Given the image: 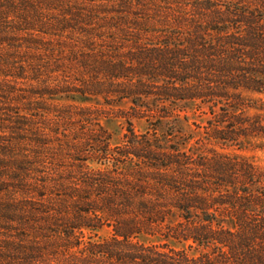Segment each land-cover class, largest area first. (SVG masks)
Masks as SVG:
<instances>
[{
  "label": "trees",
  "instance_id": "trees-1",
  "mask_svg": "<svg viewBox=\"0 0 264 264\" xmlns=\"http://www.w3.org/2000/svg\"><path fill=\"white\" fill-rule=\"evenodd\" d=\"M84 2L53 23L25 0H0V23L16 17L29 48L49 57L52 46L36 38L61 39L69 53H57L53 73L79 70L37 96L129 104L114 147L87 114L78 122L91 129L73 143L50 127L60 120L33 116L29 105L10 123L0 264H264V170L157 135L165 126L188 144L202 130L206 142L236 151L264 142V0ZM6 37L0 25V44L13 41ZM189 111L205 124L176 125L188 124ZM134 119L152 128L137 134ZM103 229L110 237H99Z\"/></svg>",
  "mask_w": 264,
  "mask_h": 264
},
{
  "label": "rangeland",
  "instance_id": "rangeland-1",
  "mask_svg": "<svg viewBox=\"0 0 264 264\" xmlns=\"http://www.w3.org/2000/svg\"><path fill=\"white\" fill-rule=\"evenodd\" d=\"M29 6H34L38 8L44 15L46 19L55 23V21L61 19V13L63 10L70 7H75L80 5L84 1L82 0H25ZM97 1V0H96ZM95 0H86L84 3L89 5L96 4ZM247 0H215L217 5H227L229 3H241ZM23 10V8H19ZM18 20L12 15L6 20L2 21L0 25L3 27L4 32L7 33V39H12L13 41L8 44H0V128H3L2 134H0V153L2 154V149L8 147V143L13 142L16 137L12 134L13 131L8 130L12 129L13 126L10 124L18 118L26 116L25 109L29 105L30 110H32L31 115L46 117L48 120L54 118L55 120H60L57 124L53 122L50 124L51 128H57L56 125L60 126V131L66 129V133L69 136V142L73 143L74 135H81L82 129L87 130L91 129L89 125L81 123L79 115H91L99 122V125L108 133L110 137V145L115 146L116 144L121 143L123 136L126 134V124L125 121L120 118V115H123L125 111H128L129 104L127 103H110L103 104L102 101H89L81 102L78 98L66 96H37L39 93L51 92L60 89L64 81H73L77 80L79 76V70L75 66L63 65L66 72L69 73L67 78L63 77L64 74L53 73L52 69L56 62L60 61L59 52L61 47L59 44L62 42L60 38H49L48 36L42 38H36L37 40H43L42 43L51 45V50L54 51L49 57L39 54L34 48H29L27 42H24V39H29L30 35H23L17 31ZM75 39L78 35H74ZM61 46V45H60ZM59 50V51H58ZM61 53L68 54L67 50L62 51ZM23 70V72H22ZM62 71L64 68L61 69ZM23 73V79H14V76L17 74ZM35 77L37 80H32ZM75 82V81H74ZM109 103V102H108ZM64 107V108H63ZM92 107V109L87 113H82V109ZM63 108V109H61ZM48 111V112H47ZM51 112V113H50ZM193 112H188L187 115L190 117L188 124H185L183 120L180 123L176 124L181 127L188 125L191 129H194L192 126L199 125L202 127L205 123L203 119L198 118V113L192 115ZM69 117L72 118V121H62L61 119L54 117ZM185 114H181L183 116ZM29 117V116H27ZM31 118V117H29ZM33 119V118H32ZM37 121H34V123ZM68 124L66 125L65 123ZM37 124V123H36ZM84 125V126H83ZM66 128H63V127ZM132 126L134 132L137 134L145 133L149 128L152 127L145 120H132ZM58 129V128H57ZM167 127L161 126L157 128V135L164 138L166 142L172 144H178L181 148L186 147L188 149L190 146H194L201 151L215 153L217 155L229 156V157H238L246 161L247 163L253 165L254 167L264 170V142H256L253 148L247 149L244 151L236 150H223L221 147L216 146L213 143L206 142V138L201 135L202 130H199L200 136H198V142L192 140L185 144L186 141L179 139L178 137H168L167 136ZM195 143L198 146H195ZM185 144V145H183ZM64 145V144H63ZM72 145H76L75 143ZM26 148V150H30ZM60 156L56 157L58 160ZM1 160L3 156L0 155V165H2ZM4 168V167H3ZM2 168H0L1 171ZM4 170L5 175H7V170ZM2 173V172H0ZM0 179V183H1ZM99 237L106 239L110 237V230L103 229L99 233ZM96 240V239H95ZM155 241V240H154ZM176 246V245H175ZM178 247V246H176ZM191 254H195L193 250L190 251Z\"/></svg>",
  "mask_w": 264,
  "mask_h": 264
}]
</instances>
